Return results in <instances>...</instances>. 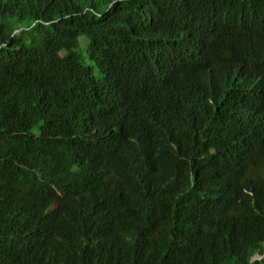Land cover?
Wrapping results in <instances>:
<instances>
[{"label": "trees", "instance_id": "1", "mask_svg": "<svg viewBox=\"0 0 264 264\" xmlns=\"http://www.w3.org/2000/svg\"><path fill=\"white\" fill-rule=\"evenodd\" d=\"M260 11L264 0H0V264H264V137L226 127L232 113L198 86ZM155 30L176 36L164 88L141 76ZM117 71L160 105L129 125L135 147L99 134Z\"/></svg>", "mask_w": 264, "mask_h": 264}, {"label": "clouds", "instance_id": "2", "mask_svg": "<svg viewBox=\"0 0 264 264\" xmlns=\"http://www.w3.org/2000/svg\"><path fill=\"white\" fill-rule=\"evenodd\" d=\"M253 15H257V25L248 28L247 34L235 32L233 39L224 44L227 54L223 55L221 50L218 69L211 71L205 80L199 81L198 86L207 101L215 102V105H221L232 113L226 127L232 126L239 133L245 130L264 137V13L252 12L248 15L249 20H252ZM152 17L153 11L142 22L151 21ZM143 36L147 39V46L145 57L141 56L145 63L141 76L147 86L155 83L164 88L165 80L174 76L173 67L167 66L177 51L174 42L176 36L163 30ZM112 76L113 73L105 78V88L110 91L111 101L103 110L105 114H111L112 122L100 128L99 134L102 133L106 140L112 137L125 147L129 148V143L135 147L136 137L129 125L146 109L153 110L160 105L140 81L142 85L131 83L123 71L115 72L113 80ZM136 97L144 99V108L137 114L133 100ZM80 121L83 131H96V122L89 114L81 117ZM108 121L111 120L102 117L101 123ZM259 257L254 254L251 258Z\"/></svg>", "mask_w": 264, "mask_h": 264}]
</instances>
